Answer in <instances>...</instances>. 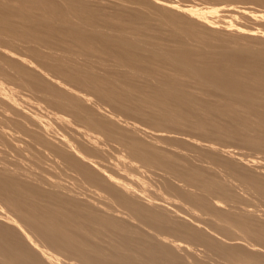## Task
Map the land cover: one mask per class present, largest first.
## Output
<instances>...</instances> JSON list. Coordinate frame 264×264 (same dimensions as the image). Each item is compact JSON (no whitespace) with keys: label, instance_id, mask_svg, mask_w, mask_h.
I'll list each match as a JSON object with an SVG mask.
<instances>
[{"label":"bare ground","instance_id":"1","mask_svg":"<svg viewBox=\"0 0 264 264\" xmlns=\"http://www.w3.org/2000/svg\"><path fill=\"white\" fill-rule=\"evenodd\" d=\"M87 1L0 0V264H195L194 244L231 264H264V220L246 200L264 199V161L211 142L264 149V52L242 44L244 33L232 25L200 30V22L182 21L170 4L191 15L184 8L193 7L192 0H142L144 7L129 18L104 14L100 22L87 21ZM154 26L169 28L176 46L161 39ZM29 44L43 48H33L37 58L62 65L39 64L20 49ZM77 53L130 71L94 73L100 62L90 66ZM139 75L154 83L140 84ZM181 77L216 100L194 95ZM80 84L87 90H78ZM120 114L142 122L123 121ZM165 128L201 135L207 143L198 148L211 161L183 164L180 155L157 148L169 133ZM4 163L41 185L24 182L22 173L8 171ZM150 166L164 168L186 186H171L182 204L165 197L163 187L148 184L150 170L143 174ZM65 178L93 188L92 200L86 198L90 194L72 199ZM62 253L72 258L63 260Z\"/></svg>","mask_w":264,"mask_h":264},{"label":"rangeland","instance_id":"2","mask_svg":"<svg viewBox=\"0 0 264 264\" xmlns=\"http://www.w3.org/2000/svg\"><path fill=\"white\" fill-rule=\"evenodd\" d=\"M90 1V2H89ZM140 1H142V0H140ZM140 1L139 0H88L87 1V4L89 5V7L91 8V13L88 15V20L87 21H91V20H94V21H96V22H100V20L102 19V18H104V17H106V16H108V15H113V13H115V14H123L124 16H125V14H126V17L127 18H129L135 11V8L137 7V8H139V6H140V8H143L144 6L142 5V4H144L145 3V1H142L141 2V4L139 5V3H140ZM147 1H149V0H147ZM152 1H154L155 3L156 2H158V3H160V0H152ZM170 1V0H169ZM179 1H181L180 2V4L181 3H188L189 1H190V3H192L193 1V3L195 4V5H191V6H193V7H191V8H189V9H186V8H184L185 10H187V11H191L193 14H184V13H180L179 11H178V8H181V7H178V6H176V5H173V4H170L171 6H174L173 8H177V11H175L176 9H173V11H171V13L172 12H174L175 11V14H176V16L178 15V17L182 20V21H184L185 23H189V22H192V21H198V22H200V24H199V27H200V30H209V29H212V27L213 26H217V27H221V28H223V27H225V25H232V26H234L235 28H237V29H240L244 34H242L240 37L242 38L241 39V43L242 44H244V45H246V47H248L249 49H251L252 51H253V53H257V52H259V51H262V52H264V5H263V3H264V0H257V2H254L255 0H253V2H250V1H252V0H202V2H200L199 3V1L200 0H197L198 1V3H196V0H192V2H191V0H189L188 2H185V1H187V0H179ZM96 2V3H95ZM113 2V3H112ZM177 2H178V0H177ZM176 2V0H175V3L176 4H178ZM242 2V3H241ZM247 2H250L251 3V5H253V6H251V5H249ZM261 2V3H260ZM112 3V4H111ZM116 3V4H115ZM172 3H173V1H172ZM244 3V4H243ZM247 3V4H246ZM253 3V4H252ZM259 3V4H258ZM98 4V5H97ZM118 4H120V5H124V7L123 8H125V9H123L122 8V6H121V8L119 9V7H117L116 5H118ZM196 4H198V5H196ZM256 4H258V5H256ZM261 4V5H260ZM128 5V6H127ZM249 5V6H248ZM255 5V6H254ZM260 5V6H259ZM98 6V7H97ZM115 7V9H113L114 7ZM248 6V7H247ZM252 7V8H251ZM117 8V9H116ZM110 10V11H109ZM121 10V11H120ZM133 10V11H132ZM177 12V13H176ZM208 12H210V13H208ZM213 12V13H212ZM208 13V14H207ZM104 14H106L105 16H104ZM108 14V15H107ZM174 14V13H173ZM104 16V17H103ZM122 16V15H121ZM123 18H125V17H123ZM224 25V26H223ZM223 26V27H222ZM87 29H90V28H88V27H86ZM153 30H154V32L161 38V39H163L164 41H168V43H169V45L171 46V47H175L176 45L172 42V40H174V38L172 37V35H171V30L169 29V28H167V27H158V26H154L153 27ZM226 37H228V36H225L224 38H226ZM12 44V45H11ZM10 45H11V47L10 48H12V52H14V50L16 51V49H14V48H17L16 47V45L14 44V43H11ZM30 46H31V48H20L21 50H27L26 52H24V53H26L27 55H30L31 54V57L32 56H34V57H36L37 58V55H34L33 53V51H35V50H33V48L34 47H36L35 45H31V44H29ZM7 46V48L9 47V44H7L6 45ZM12 46H14V47H12ZM29 46V47H30ZM27 47V46H26ZM10 48H8L10 51H11V49ZM36 48H40L39 46H37ZM14 49V50H13ZM31 49V50H30ZM37 49V50H38ZM40 49H43V48H40ZM17 50H19V48L17 49ZM28 50L30 51V52H32V53H29L28 52ZM33 50V51H32ZM17 52V51H16ZM29 53V54H28ZM33 54V55H32ZM78 54V53H77ZM79 56H80V59L82 60L81 62H83V61H88L91 65L90 66H95V65H92V64H95L96 63V59H97V56H94V58H93V60H95V61H91L90 59V56H87V55H85V56H87V57H89L88 59L91 61H89L88 59H86V58H84L85 56H82V54H78ZM29 57V56H28ZM30 57V58H31ZM33 57V58H34ZM96 57V58H95ZM251 58H253L252 56H250ZM41 58V59H40ZM99 58V57H98ZM35 59V58H34ZM34 59H32V60H34ZM85 59V60H84ZM36 60V59H35ZM34 60V62H36ZM37 60H40V62L38 61V63L40 64L41 63V65L42 64H44V66H45V64L47 65V64H49V63H47V62H50V65H51V61H53V60H45V62H44V60L42 59V57H39L38 56V58H37ZM55 61H53V62H55V66L54 67H56V65H62V64H60L61 62H59V61H56V60H58V59H54ZM256 60V59H255ZM97 61H98V59H97ZM101 61V58H100V60L98 61V62H100ZM104 61H107L108 62V59H104ZM43 62V63H42ZM95 62V63H94ZM107 62H100V63H96V66L94 67V69L95 68H97V67H99V70L100 69H102L101 71H99V70H97V72H96V69L94 70V71H92V72H94V73H99L100 75L102 74L103 76L106 74L107 75V73H110L108 70H113L114 69V71H112V73L114 72V73H117L119 70H120V68H121V71H122V69H123V71L122 72H124V70L126 69H124V68H122V67H116V64H114L113 62L111 63V61H110V64H113L114 65V67L112 68V66H109L110 64H108ZM56 63H58V64H56ZM101 63H104V64H101ZM98 64L100 65V66H98ZM108 64V65H107ZM66 65V67L65 68H69V66H71L70 64H65ZM103 65H106V66H103ZM51 67V69L52 68H54V67ZM73 66V65H72ZM71 66V67H72ZM80 68H84L85 70L86 69H88V67L86 68V66L85 67H81V66H84L83 64L80 66V65H78ZM111 67V68H108V67ZM46 67V66H45ZM49 67V65L47 66V68ZM49 67V68H50ZM70 67V68H71ZM74 67V68H73ZM72 68L75 70V69H77V68H79V67H75V66H73ZM102 67V68H101ZM48 68V69H49ZM69 68V69H70ZM107 69V73H106V71L104 70V72H105V74L104 73H101V72H103V69ZM115 68H116V70L118 69V71L116 72V70H115ZM50 69V70H51ZM90 69V68H89ZM53 70V69H52ZM51 70V71H52ZM71 70V69H70ZM90 70H93V69H90ZM129 70V69H128ZM128 70H125V71H128ZM130 71V70H129ZM120 72V71H119ZM54 75L56 74L55 72H54V70H53V72H52ZM105 75V76H106ZM147 78V79H146ZM151 79V81H149V82H151V83H154V81H153V78H149V77H146V76H144V75H139V77H137V80H138V82L140 83V84H144L145 83V81H148V80H150ZM118 80H120V79H118ZM117 80V81H118ZM2 81V83H4L5 85L6 84H8L5 80L3 81V80H1ZM68 82H70L69 84H71L70 85V87H75V85L73 86L72 84H79V82H77V81H68ZM68 82H66L65 81V83H67L68 84ZM181 82L184 84V86L187 88V89H189V91L190 92H192L194 95H196V96H199V95H208V97H209V100H212V101H215L216 100V97H215V94H213V93H210V92H208V91H204V93H203V90H201V87L200 86H198L197 85V83L194 81V80H192V79H190V78H187V77H181ZM121 83V82H120ZM16 86H14V87H17L18 86V83L16 84V82L14 83ZM68 84V85H69ZM122 84V83H121ZM12 85V84H11ZM8 86V85H7ZM79 86V85H78ZM85 86V85H84ZM8 87H10V86H8ZM81 87V88H80ZM11 88V87H10ZM18 88V90H20L21 88L20 87H17ZM77 88V87H76ZM79 88L80 89H82V91H83V89L85 90H87V88H85V87H83V85H81L80 84V86L78 87V90H79ZM85 90V91H86ZM20 91H23V90H20ZM33 92V91H32ZM32 92H31V90H29V91H24V93L25 94H27L28 96H32V98H36V99H38L40 96H38V92H36V93H34L33 92V94H32ZM32 95H31V94ZM37 95V96H36ZM40 95V94H39ZM109 109V108H108ZM109 110H111V109H109ZM122 114H120V116L119 117H121L122 119L121 120H123L124 121V119H125V121L127 120H129V121H134V119H135V122L137 121V123L140 121V122H142V120H140V119H138V118H135L134 116L132 117V116H127V118L128 117H130V119H127L126 118V116H125V114L124 115H122ZM124 116H125V118H124ZM132 117V118H131ZM132 119V120H131ZM255 122H256V120H254ZM140 122H139V124H140ZM142 125H144V123H141ZM145 125H147V127L148 128H152V129H155V127H153V126H151V127H149L150 125L149 124H147V123H145ZM179 129V130H178ZM165 130L166 131H169V133L167 134V132H163L164 134H165V136H163V137H160L158 140L160 141L159 143H157V148H161V150L162 151H168L169 152V150L171 151V155H173L174 154V156L175 157H178L179 155V157H181V158H177L178 160H179V162H181V163H183V164H192V165H197V164H201V162L200 161H203L204 162V160H205V162H207V163H209L211 160H210V158H208L207 156V154H205L204 152H202V151H200V149L198 148L199 146H198V143L200 144V145H202V144H206L205 143V141H204V139L201 137V135H198L197 133H195L194 131H191V130H186V129H181V128H177V132H176V129H169L168 130V128H165ZM172 132H171V131ZM175 130V131H174ZM181 130V131H180ZM179 131V132H178ZM186 131V132H185ZM192 132V135L190 134V133ZM193 132H194V134H193ZM170 133H171V135H170ZM179 133V134H178ZM185 133V134H184ZM197 134V135H196ZM175 135V136H174ZM187 135V136H186ZM189 136V137H188ZM195 136V137H194ZM186 137V138H185ZM196 137H198V138H196ZM163 138V139H162ZM169 138V139H168ZM188 138V139H187ZM203 139V142H202V139ZM146 139V138H145ZM161 139V140H160ZM172 139V140H171ZM183 139V140H182ZM186 139V140H185ZM192 139V140H197V145L195 146L194 144H196V143H191L190 142V140ZM201 139V140H200ZM162 140H164V141H162ZM177 140H178V142H177ZM189 142H188V141ZM198 140H200V141H198ZM217 141L215 142V138H211V142H213L212 144L214 145V146H218L220 149H225V147L224 148H222L221 146H225V145H227L228 147L227 148H230L231 150H235V151H238V152H241V153H245L246 155H249V154H251V155H253L254 154V156H256V157H259V159L260 158H262L261 160H263L264 161V159H263V157H264V149L262 150V149H260V151L258 150V149H252V147L250 148L249 146H246V145H244V144H240V142H237V141H233V140H231V141H229V140H225V141H218V139H216ZM175 141H176V143H177V145H175L176 143H175ZM158 142V141H157ZM162 142V143H161ZM184 143V144H182V143ZM236 142V143H235ZM220 143H222V144H220ZM167 144V145H166ZM193 144V145H192ZM217 144V145H216ZM176 147H175V146ZM183 145V146H182ZM188 145H189V147H188ZM163 146V147H162ZM195 147V148H194ZM232 147V148H231ZM248 147V148H247ZM173 149H175V150H173ZM191 151V152H190ZM258 151V152H257ZM262 152V153H261ZM167 153V152H166ZM175 153L177 154V156L175 155ZM168 154H170V152L168 153ZM198 154V155H197ZM260 154V155H259ZM173 156V157H174ZM196 156V157H195ZM202 156V157H201ZM183 157V158H182ZM193 160V161H192ZM200 160V161H199ZM210 160V161H209ZM209 161V162H208ZM6 164H8V163H4V165L3 164H1V166H6ZM202 164H204V163H202ZM9 165V164H8ZM11 165H9L8 166V168H7V166H6V169L8 170H10V172L11 171H14V172H12V173H14V174H19L20 175V173H22L19 177H20V179H22V178H24V179H22V180H24V182L27 180V181H29V183L31 184V185H33L34 184V186H37L38 184H37V182H38V180L34 177V176H32V177H30V175H26V173L25 172H23V170H20L19 168H17L18 169V171L17 170H11ZM151 168H146V169H144V171L146 170V173L145 174H143V175H148L149 174V177H147L146 176V181L147 182H149L148 184H151V186L153 185H155V186H157L156 188H155V186H154V188L155 189H158V190H160V188L159 187H163V188H161L162 190H161V193L163 194V195H166L165 197H168L169 199H172V200H176V201H178L180 204H182L183 203V201L182 202H180L181 200L179 199V195H178V191L176 192V189H174V188H172L171 186L173 185V187L174 186H176L177 185V187H179L180 188V185H181V189H183L184 187L186 188V186H184L183 184H182V182H179L176 178H175V176L172 174V173H169V171H166L164 168L162 169L161 167V169L159 168V166L157 167H153V166H150ZM2 168V167H1ZM3 169H5V168H3ZM13 169H16L15 168V166H14V168ZM8 170V171H9ZM22 171V172H20V171ZM149 170H150V172H149ZM17 171V173H15ZM149 173H148V172ZM154 173H153V172ZM166 171V172H165ZM19 172V173H18ZM156 172V173H155ZM167 172H168V174H167ZM148 173V174H147ZM152 173H153V175H152ZM23 174H24V176H27V177H24L23 176ZM163 174V175H162ZM157 175V176H156ZM163 177H162V176ZM165 175V176H164ZM29 176V177H28ZM144 176V177H145ZM155 176V177H154ZM171 176V177H170ZM152 177V178H151ZM173 177H174V180H173ZM31 178H32V181H31ZM35 178V179H34ZM147 178H148V180H149V178H150V180L148 181L147 180ZM166 178H168V180L166 179ZM159 179V180H158ZM162 179H163V181L164 182H162ZM165 179V180H164ZM21 180V181H22ZM35 180V181H34ZM37 180V181H36ZM65 180H66V182L65 183H67L68 181V183L66 184V186H70V188H68L67 190H69L71 193V195H73L71 198L72 199H75L76 197H75V194L77 195V197L79 196V194H82L84 197H86V194L88 195V194H90V195H88V197H86V198H88V199H91L92 200V198H90L91 197V195H92V192L90 193L89 191H92V189L93 188H90L89 186H87V184H84V182H80V180H72V181H70V179L68 180V179H66L65 178ZM151 180L153 181V182H151ZM26 181V182H27ZM79 181V182H78ZM157 181V182H156ZM36 182V183H35ZM77 182V183H76ZM158 182H160V183H158ZM167 184H166V183ZM28 183V182H27ZM39 183V185H41L40 184V182H38ZM154 183V184H153ZM170 183H172V184H170ZM175 183V184H174ZM177 183V184H176ZM181 183V184H180ZM179 184V185H178ZM72 185V186H71ZM82 185V186H81ZM85 185H86V187H85ZM183 185V186H182ZM68 186V187H69ZM85 187V190H84V187ZM43 187L45 188V189H43ZM89 187V188H88ZM183 187V188H182ZM86 188H87V190H86ZM167 188H169V189H167ZM42 189L44 190V191H47L48 192V190L50 191L51 189L49 188V187H47V186H44V185H42ZM71 189V190H70ZM78 189V190H77ZM91 189V190H90ZM174 189V190H173ZM74 190V191H73ZM167 192H166V191ZM169 190V191H168ZM171 190V191H170ZM173 190V191H172ZM186 190H189V188L187 187V189ZM73 191V192H72ZM76 191V192H75ZM81 193H80V192ZM86 191V192H85ZM165 192V193H164ZM173 192H175L174 194H173ZM83 193H85V194H83ZM95 195V194H94ZM93 195V196H94ZM168 195V196H167ZM171 195V196H170ZM174 195V196H173ZM90 196V197H89ZM92 196V197H93ZM179 196V197H178ZM255 197H251V198H249V199H246L247 201H248V203L250 204V206L253 204V206L252 207H254L255 206V208L256 209H258L260 212V217H261V219L263 218V220H264V199L262 198V197H259L258 195H254ZM97 197V196H96ZM174 198V199H173ZM175 198H177V199H175ZM96 199V198H95ZM251 199V200H250ZM76 200V199H75ZM103 201L104 199L102 198V199H99L98 200V202H101V201ZM250 200V201H249ZM106 201V200H105ZM95 202H97V200H95ZM86 203H88V202H86ZM109 203V202H108ZM252 203V204H251ZM89 204V203H88ZM112 203H110L109 205H111ZM185 204V203H184ZM89 205H91V206H89ZM89 205H87L88 207H91L92 209H95L96 210V208L94 207V205H92V204H89ZM111 206H114L113 204L111 205ZM260 206V207H259ZM259 207V208H258ZM4 208H6V210L9 212H11V214L16 218L17 217V219L19 220V218L20 217H23L20 213H18L19 214V217H18V214L17 213H15V214H13L15 211H13V213H12V211L11 210H8V209H12V208H8V205H7V207H6V205H4ZM8 208V209H7ZM114 208V207H113ZM98 210H100V209H98L97 208V211ZM175 210H177V209H175ZM263 213H262V212ZM17 214V215H16ZM181 214V213H180ZM16 215V216H15ZM21 215V216H20ZM184 216V215H183ZM21 219V218H20ZM21 220H23V218L21 219ZM21 220H20V222H21ZM25 221V220H24ZM24 221H22V223L21 224H23V222ZM24 226H25V228L28 230V228H29V226H28V224L27 223H25L24 222ZM26 226H28V227H26ZM31 229L32 228H29V232L31 231ZM33 232H35V230H33ZM33 232H30V233H32V234H35V233H33ZM36 234H38L39 235V233H36ZM38 235H35V237H36V239H38V240H41V241H39V242H41V243H43L44 244V242L46 243V241H44V242H42V238L43 237H41V238H39L38 237ZM119 240H115L114 242H118ZM97 242H99L98 240H97ZM103 242H105V241H102L101 242V240H100V243H102L103 244V246H104V244H106V243H103ZM46 245V244H45ZM192 246H193V243L191 244ZM46 246H48V244L46 245ZM194 246H195V248L197 249H199V250H202V252L200 253V251L199 250H197L196 251V255H194V257L195 256H197V258H196V262H201V261H203V262H201V263H203V264H217L218 262V264H228L229 262H225V260L224 261H222L217 255L215 256L214 255V253L212 254L211 252H209V253H211V254H209L208 252H207V250H205L204 248L202 249V247H199V246H197V245H195L194 244ZM193 246V247H194ZM199 251V252H198ZM204 251V252H203ZM207 252V253H206ZM204 253V254H203ZM207 255H209V256H207ZM66 254V253H65ZM64 254V255H65ZM201 255H203V256H201ZM210 255H212V256H210ZM61 256H63V253H62V255ZM67 256H69V255H67ZM205 256V257H204ZM206 256H207V258H206ZM264 256V255H263ZM63 260H66V261H69V259H71L72 257H70L69 256V259L68 258H64V256L63 257H61ZM200 258V259H199ZM68 259V260H67ZM199 261H198V260ZM192 260V259H191ZM190 260V261H191ZM74 261V260H73ZM194 261H191V263H193ZM195 262V264H198V263H196ZM221 262V263H220ZM62 264H64V263H62ZM229 264H231V263H229Z\"/></svg>","mask_w":264,"mask_h":264}]
</instances>
